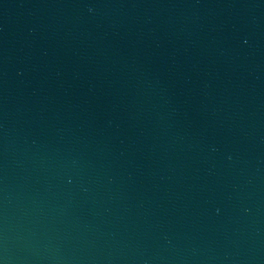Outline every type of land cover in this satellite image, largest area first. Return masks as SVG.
I'll use <instances>...</instances> for the list:
<instances>
[{
    "label": "water",
    "instance_id": "1",
    "mask_svg": "<svg viewBox=\"0 0 264 264\" xmlns=\"http://www.w3.org/2000/svg\"><path fill=\"white\" fill-rule=\"evenodd\" d=\"M2 264H264V0H0Z\"/></svg>",
    "mask_w": 264,
    "mask_h": 264
},
{
    "label": "clouds",
    "instance_id": "2",
    "mask_svg": "<svg viewBox=\"0 0 264 264\" xmlns=\"http://www.w3.org/2000/svg\"><path fill=\"white\" fill-rule=\"evenodd\" d=\"M0 264H2V262H0Z\"/></svg>",
    "mask_w": 264,
    "mask_h": 264
}]
</instances>
